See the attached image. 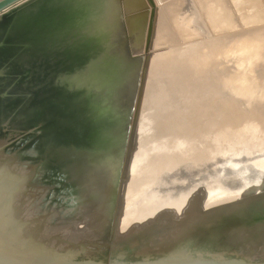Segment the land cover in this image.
I'll use <instances>...</instances> for the list:
<instances>
[{
    "label": "water",
    "instance_id": "water-1",
    "mask_svg": "<svg viewBox=\"0 0 264 264\" xmlns=\"http://www.w3.org/2000/svg\"><path fill=\"white\" fill-rule=\"evenodd\" d=\"M49 1L0 0V264H264V131L213 159L145 157L141 165L133 141L154 0H147L151 16L137 41L127 30L134 11L125 0H89L81 11V19L92 13L105 21L104 37L82 34L80 25L67 32L66 15L40 24L33 15ZM69 1L51 12L79 7ZM257 78L262 91L264 70ZM231 92L252 96V89ZM84 160L97 169L73 174L70 167ZM200 164L203 175L185 171ZM72 180L83 182L77 221L54 202L59 185ZM99 181L108 189L96 205L89 185Z\"/></svg>",
    "mask_w": 264,
    "mask_h": 264
},
{
    "label": "rangeland",
    "instance_id": "rangeland-1",
    "mask_svg": "<svg viewBox=\"0 0 264 264\" xmlns=\"http://www.w3.org/2000/svg\"><path fill=\"white\" fill-rule=\"evenodd\" d=\"M214 1L211 3L205 0L201 4L200 0H154L157 8L155 33L144 91L137 109L134 154L142 151L146 140L148 144H151L150 141L153 143V138L158 133L155 122L168 112L188 108L198 110L205 103L209 105L216 100L233 99L232 90L244 94L252 89V100L263 99L264 95L256 85L259 83L257 76L264 70V58H259V53L264 50V0ZM169 5H176L185 19L190 17V23L185 21L187 25L182 24L180 27L173 20L171 30L174 33L168 29L171 36L168 34L159 40L157 31L163 18L158 13L160 7L166 8ZM195 18H199L200 25H194ZM192 50L195 51L193 56L190 55ZM184 52L187 53L184 56L186 60L179 56ZM156 62L160 71L153 67ZM174 63L182 72L178 75L171 71L166 75L162 74L163 67L168 68ZM259 131L264 130L262 128ZM251 134L242 136L240 140ZM164 138L161 137L158 141ZM229 144L225 143L224 146L228 147ZM147 159L145 162L179 161L156 159L154 156ZM63 198L61 194L55 198L57 207L65 205V199L71 201V198ZM39 207L43 208V205L39 203ZM81 211L77 209L72 216L65 212L59 214L62 213L69 221H77L82 218Z\"/></svg>",
    "mask_w": 264,
    "mask_h": 264
},
{
    "label": "bare ground",
    "instance_id": "bare-ground-1",
    "mask_svg": "<svg viewBox=\"0 0 264 264\" xmlns=\"http://www.w3.org/2000/svg\"><path fill=\"white\" fill-rule=\"evenodd\" d=\"M58 1L59 0H50L49 3L44 7L43 12L39 13L41 14L40 16H37L34 13V19L38 18L39 22H43L44 19H47L51 16L52 18H61L64 22L65 20L63 19V15H66L67 20L65 22V27L68 28L67 32L76 28L77 25H80L81 29H84L82 34L88 33L91 30L93 33L97 32V36L102 34V36L104 37L103 34L108 31L105 27L107 25L105 21L94 19L95 16L92 13L86 15L85 19H81V17L83 16V12L81 11L85 9V4H88L89 0H74L79 5V7L63 6V11L57 12V10H55V12L52 13L50 9H57L59 5L57 3ZM66 1L71 2L69 0ZM204 1L205 0H200V3L203 4L202 2ZM213 1L214 0H207V2L211 3ZM219 2L220 4H222V1ZM214 3L216 2L214 1ZM107 7L112 8L110 4L107 5ZM125 7L129 11V13L131 11H134L133 15H129L130 18L127 19V30L131 35H133L132 38L134 40L137 41V38L141 40V32L145 31V27L150 20L151 7H149L148 3L145 0H125ZM161 14L163 19L159 25V29L157 28L159 40L165 38V36L169 34V30L174 33V31L171 30V24L173 20L175 23L177 22L180 27L182 24L187 25L186 22L190 21V17L187 16L185 19V16L181 12H179V9L176 5H169L166 6V8L160 7L158 15L160 16ZM198 19L195 18L193 21L195 26L200 25L198 24ZM40 24H44V22ZM88 24L91 29L88 27ZM38 25L34 26L36 27V29L41 30V26ZM52 28L53 27L50 26L47 30L50 31V29ZM119 35L122 36L121 34ZM94 36H96L95 33ZM169 36H171V34H169ZM190 53V55L193 56L195 51L192 50ZM186 54L187 53L184 52L179 56H183L182 59L186 60L187 58H184ZM177 61H179V59H177ZM157 64L158 62H156L153 67L158 68ZM84 67H88V69L90 70L93 69V66L89 64H86ZM162 69L163 70L161 71L164 75L168 74L170 71L175 75H178L179 72H182L181 68H176L175 63L174 65L172 64L168 66V68L163 67ZM98 74L101 75L103 73H100V71H98ZM94 76L95 75H92L90 78L92 79ZM108 77L109 75L107 74V78L103 81L107 80ZM261 92L264 95V88ZM257 99L252 100L250 97L243 99H220L216 100L215 102L211 101L212 103L209 102L211 103L209 105L205 103V106L198 110H192L188 108L181 111L168 112L167 115L162 116L163 119L162 117H160L155 122V128L158 130V133L153 138V143L152 141H150L151 144H148L146 142L148 140L145 141L146 144L144 143L145 145L143 146L142 151L139 152L140 156L138 162L140 163L141 160H143L145 157L148 158L150 156H154V158L156 159L166 158L170 160H184L194 162L213 159L214 156L222 153L223 149L226 147L224 146L225 143L232 144V141L237 142L241 139L242 136H245L262 128L264 130V97L260 100ZM162 132L164 134L161 135ZM161 137H165L164 140L158 141ZM91 159H94L93 155ZM92 160L89 163V165H92L91 167H87L88 163L86 162V160H84L83 163H81L82 161L80 163L77 162V165L79 166L73 165L70 167L72 173L75 174L78 172L83 173L85 171L96 170L97 165L95 164H97L98 162L92 164ZM200 165L187 166L185 171L190 177L203 175L206 172V168L205 166ZM81 166H84V168H81ZM258 169H260V171H264V165H261ZM106 171L107 169L104 172ZM61 181H63L61 178L57 179V183H61ZM82 184L83 182L78 183V181L72 180L68 183H63L65 187L63 185H59L58 189L62 187L66 190L64 191L63 189V191H60L61 195H63V197L67 199L71 198V201L65 199V203L63 202V204H65V213H68V210L69 212H74L77 210L78 199L76 198V194H78L77 192H79L80 186H82ZM134 184L135 183L133 182V185ZM34 188L35 187H33L32 189ZM107 189L108 185L105 181L104 183H100V181L98 183L93 182L91 183V185H89V192H92L96 205L101 204L99 202L101 200L98 199V196L100 197L101 194H103V192ZM26 199L27 201L33 200L32 198L28 197ZM67 205L69 206L67 207ZM38 207L39 205L36 204L35 208L37 209V211ZM49 226L51 227L50 229H61L59 225L53 227L52 225Z\"/></svg>",
    "mask_w": 264,
    "mask_h": 264
}]
</instances>
